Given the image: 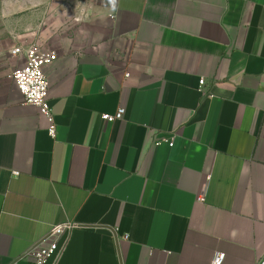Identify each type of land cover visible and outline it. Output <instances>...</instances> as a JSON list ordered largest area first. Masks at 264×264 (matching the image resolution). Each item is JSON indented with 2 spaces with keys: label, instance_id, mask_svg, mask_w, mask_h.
I'll use <instances>...</instances> for the list:
<instances>
[{
  "label": "crops",
  "instance_id": "crops-1",
  "mask_svg": "<svg viewBox=\"0 0 264 264\" xmlns=\"http://www.w3.org/2000/svg\"><path fill=\"white\" fill-rule=\"evenodd\" d=\"M32 4L56 135L3 60L0 264L66 221L58 264L264 262V0Z\"/></svg>",
  "mask_w": 264,
  "mask_h": 264
},
{
  "label": "built area",
  "instance_id": "built-area-1",
  "mask_svg": "<svg viewBox=\"0 0 264 264\" xmlns=\"http://www.w3.org/2000/svg\"><path fill=\"white\" fill-rule=\"evenodd\" d=\"M12 55L24 60L23 64L16 66L12 73V78L24 97V103L32 104L39 109L50 123V134L55 136L56 124L49 101L50 84L45 68L56 57V53L33 41L14 48ZM200 84H205L203 78ZM125 113V108H120L114 114H102V118L107 122H114L123 120ZM170 145H173V142H170ZM78 227L80 224L74 221H66L54 226L26 252L25 256L32 260V264H58L68 246L72 231ZM225 259L226 253L217 251L214 253L212 264H223Z\"/></svg>",
  "mask_w": 264,
  "mask_h": 264
},
{
  "label": "rangeland",
  "instance_id": "rangeland-1",
  "mask_svg": "<svg viewBox=\"0 0 264 264\" xmlns=\"http://www.w3.org/2000/svg\"><path fill=\"white\" fill-rule=\"evenodd\" d=\"M33 0H0V63L12 57V50L24 41L40 17Z\"/></svg>",
  "mask_w": 264,
  "mask_h": 264
}]
</instances>
